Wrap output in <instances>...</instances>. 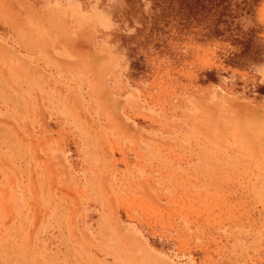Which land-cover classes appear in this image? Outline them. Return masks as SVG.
Returning a JSON list of instances; mask_svg holds the SVG:
<instances>
[{
  "label": "rangeland",
  "instance_id": "374dc122",
  "mask_svg": "<svg viewBox=\"0 0 264 264\" xmlns=\"http://www.w3.org/2000/svg\"><path fill=\"white\" fill-rule=\"evenodd\" d=\"M0 264H264V0H0Z\"/></svg>",
  "mask_w": 264,
  "mask_h": 264
}]
</instances>
